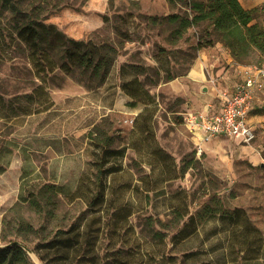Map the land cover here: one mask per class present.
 <instances>
[{
	"label": "rangeland",
	"instance_id": "obj_1",
	"mask_svg": "<svg viewBox=\"0 0 264 264\" xmlns=\"http://www.w3.org/2000/svg\"><path fill=\"white\" fill-rule=\"evenodd\" d=\"M256 6L262 20L264 0ZM172 13L190 10L182 0H0V246L21 240L13 234L17 228L32 227L23 233L33 252L29 257L43 264L33 249L58 231L76 228L82 232L81 260L63 262L52 249L49 264H264V127L256 125L250 143L223 138L229 161L220 153H197L184 116L193 110L192 95L204 94L213 83H194L188 72L199 49L217 42L196 47L199 39L214 38L203 21L171 44L174 24L163 17ZM29 20L64 39L112 46L110 71L104 79L78 69L67 73L59 68L62 47L55 45L50 58L56 67L38 72L17 35ZM159 47L172 51L169 58ZM250 63L262 64L264 57L252 53ZM134 77L150 94L149 105L131 104L121 88ZM215 85L218 92L226 89ZM93 127L112 135L110 146L122 150L107 164L120 169L107 176L112 202L104 206L88 205L98 153L88 134ZM240 145L253 146L261 162L232 157ZM44 184L52 188L43 197L37 189ZM34 195L39 204L31 201ZM181 199L187 215L202 217L186 238L179 235L186 218L177 220L171 210ZM17 201L22 204L10 210ZM211 208L241 211L237 237L227 217L209 215ZM16 213L24 223L3 229L4 216L14 221ZM245 229L261 241L252 244V252L243 244Z\"/></svg>",
	"mask_w": 264,
	"mask_h": 264
},
{
	"label": "trees",
	"instance_id": "obj_2",
	"mask_svg": "<svg viewBox=\"0 0 264 264\" xmlns=\"http://www.w3.org/2000/svg\"><path fill=\"white\" fill-rule=\"evenodd\" d=\"M182 1L187 4L190 10L189 15L172 13L163 17V19L174 24V29L171 31V44L175 45L182 33L189 26L207 21V24L211 26L214 38H208L203 41L199 39L196 43L198 49L205 45H212L214 42H219L229 50L230 55L236 63L246 65L251 64L250 58L252 53L264 57V18L262 20L258 19L259 8L257 6L244 8L239 0ZM153 19L157 20L156 17H153ZM17 35L28 47L32 56L33 65L36 69L38 68V72H52L56 67V64L50 58V50L55 48V45L62 47L65 61L59 65V68L67 73L78 69L84 74H91L93 76H99L100 79H104L106 74L110 71L114 60L115 49L112 46L106 43L96 45L91 41L64 39L61 32L55 31L50 26L43 25L38 20L27 21L18 29ZM55 42H57V44ZM159 51L161 55L164 54V59L169 58L172 54L171 50H167L164 47H159ZM166 74L168 80L173 78L168 71H166ZM120 86L134 100V103L131 104L134 105L135 101L141 102L142 100H145V104L147 105L152 102V100H150V94L142 87L137 77L122 81ZM141 113L142 112H139L138 115ZM142 130L145 131L147 135L149 134L151 129L148 122L144 123ZM88 134L95 147L98 148V153L94 159L96 167L88 205L104 206L112 202L111 199L108 200L106 197L107 176L120 169L117 167L118 165L114 164L113 166H107V164L109 161H114V159L122 155V150L110 146L113 137L104 130L97 133L93 127ZM146 138L147 137H145V139ZM155 148V146L152 147L151 153L154 155V158L157 159V157H155L157 154ZM48 188H52V185L44 184L37 189V193H42L44 197L46 192H48ZM55 192L57 193V190H55ZM31 201H36L37 204H39L35 195L31 198ZM21 204L20 201L15 202L10 210L16 211L17 207ZM171 210L172 213L176 215L175 218L177 220H181L184 217L186 218V221H184L179 231L180 237L186 238L191 235L196 231L197 226L202 221L200 213L196 215H187L188 211L185 199H181L177 204L172 206ZM217 212L219 213V209L211 208L209 215H213ZM240 212L239 209H233L232 211L223 210L219 213L220 216L228 218V225L231 228L230 232L234 237H237L238 229L236 227L238 226ZM23 220V217L18 213H16L14 221H10L7 219V216H4L3 229L11 225V223H24ZM27 226L30 225L27 224ZM188 226H190V228L186 231ZM25 230L31 231L33 229L30 227V229ZM25 230L22 226L13 232V234L21 236V240L19 241L24 244L28 241L27 236L23 235ZM21 231L23 232L21 233ZM81 238L82 232L79 229L69 228L65 231H58L54 234L52 239L42 243L40 247L39 245L36 246L33 251L43 264H49L48 253L52 249L55 250V256H58L63 262L72 258L78 262L82 257L80 253V248L82 247ZM242 238L244 240L243 244L247 245L248 252H252L253 243L258 242L261 244L260 240L258 241L257 239L251 238L250 229H245ZM13 240L17 239H9L5 244ZM233 262L236 263V261ZM0 264L34 263L20 245L9 244L0 246Z\"/></svg>",
	"mask_w": 264,
	"mask_h": 264
},
{
	"label": "crops",
	"instance_id": "obj_3",
	"mask_svg": "<svg viewBox=\"0 0 264 264\" xmlns=\"http://www.w3.org/2000/svg\"><path fill=\"white\" fill-rule=\"evenodd\" d=\"M239 1L244 8H251L256 6L260 0ZM210 53H216L214 54L211 61L206 60L205 57V55H208ZM221 54H223V56ZM249 65L236 63L230 55L229 50L219 42H217L214 46H210L209 48L204 47L199 49L197 61L189 69L188 77L189 79L194 80V83L207 82L208 84L213 83V86L211 89H209L207 92L200 96L192 95V111L205 110L207 108L212 111L218 110L221 103V93L223 91L218 92L219 89L215 85V83H219L220 85L225 86L226 89H223L224 91H232L236 84L240 82L243 78L244 68ZM203 86V90H206V85L203 84ZM263 96L264 93L259 94L257 99V105L260 104ZM249 121L252 123L254 130L256 129L257 124H260L264 127V106H258L254 108L249 114ZM223 138L232 139L225 136H216L211 140L204 142L201 145V151L199 152L196 150L197 153L201 154L202 152H205L207 156L212 155L213 153H220V156H222L223 161H229L228 151L226 147H224L223 143L225 140ZM191 140L195 145L196 149V144L192 137ZM235 141L238 143H243L238 140ZM232 157L247 158L248 162L253 165L261 162L258 161L260 155L255 151V148L251 145H240L238 147H234V155H232Z\"/></svg>",
	"mask_w": 264,
	"mask_h": 264
},
{
	"label": "built area",
	"instance_id": "obj_4",
	"mask_svg": "<svg viewBox=\"0 0 264 264\" xmlns=\"http://www.w3.org/2000/svg\"><path fill=\"white\" fill-rule=\"evenodd\" d=\"M260 93H264V63L244 68L243 78L234 89L221 93L218 110L188 111L184 124L196 144V150L200 152L201 145L216 136L250 143L255 130L249 114L254 108L264 106V96L257 105Z\"/></svg>",
	"mask_w": 264,
	"mask_h": 264
},
{
	"label": "water",
	"instance_id": "obj_5",
	"mask_svg": "<svg viewBox=\"0 0 264 264\" xmlns=\"http://www.w3.org/2000/svg\"><path fill=\"white\" fill-rule=\"evenodd\" d=\"M9 244H18V245H20V246H21V247L27 252L28 255H30V254L33 253V252H32V249H30V248L28 247V245L24 244L23 242H21V241H19V240H13V241H11V242H9V243H6V244H4V245H2V246L9 245Z\"/></svg>",
	"mask_w": 264,
	"mask_h": 264
}]
</instances>
